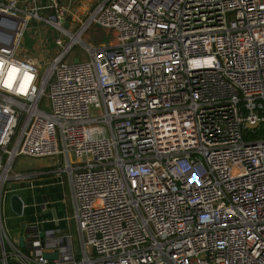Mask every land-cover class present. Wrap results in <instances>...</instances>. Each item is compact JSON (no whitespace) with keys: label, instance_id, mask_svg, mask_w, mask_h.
I'll return each mask as SVG.
<instances>
[{"label":"built area","instance_id":"obj_1","mask_svg":"<svg viewBox=\"0 0 264 264\" xmlns=\"http://www.w3.org/2000/svg\"><path fill=\"white\" fill-rule=\"evenodd\" d=\"M64 1L0 0V264H264V0H101L80 30L103 44ZM35 18L71 35L43 76ZM77 42L90 59L66 62ZM21 155L69 174L82 254L71 229L10 235Z\"/></svg>","mask_w":264,"mask_h":264},{"label":"rangeland","instance_id":"obj_2","mask_svg":"<svg viewBox=\"0 0 264 264\" xmlns=\"http://www.w3.org/2000/svg\"><path fill=\"white\" fill-rule=\"evenodd\" d=\"M101 0H93L88 3V1L85 0H71V1H64V4H66V7L68 8V12L65 16V23H62L64 28L68 30L70 33L77 34L83 23L88 19L90 16L91 10L94 8V6ZM53 13V12H52ZM45 16L51 15L44 13ZM80 37L89 42L94 44H103V43H109L112 38V32H108L101 26L97 24H92L88 29L81 30ZM70 34L63 33L61 30L56 28L53 24L48 23L45 20H38L33 19L32 22L29 24L28 29L25 32V37L22 40V44L20 46V49L25 54H28L31 57L38 58L37 60H40L41 62V69L40 73H42V76L45 75V71L48 68L49 62L52 60L53 56L56 54L58 49L60 50V46L57 45L56 41L58 38H63V40L66 42H70ZM20 50V51H21ZM75 57H79L81 62H86L90 59L89 52L86 51V48L83 44V42H77L72 49L69 51V55L66 62L72 63L75 61ZM43 105L46 106V108H49L50 101L45 97L43 99ZM25 157L23 155L16 157L14 163H13V169L14 173L16 171L19 172H36L41 169L49 170L50 172L53 170V168L57 165V158L53 157H46V159L38 161L33 160L32 163H30L28 160L22 158ZM37 158V157H36ZM44 158V157H42ZM76 157H73V161L75 162ZM42 161H45L44 163H41ZM40 162V164H38ZM60 163H58L59 165ZM44 178H55L53 174L51 175H45ZM65 177L66 183L63 184L61 182V185L57 186V189L55 191V195L52 192H49L48 190L45 191L47 193H43L42 190L39 192V190H36V192H32L27 189H22L21 194L24 197L25 202L27 203L26 206V213H25V221L28 222L31 226H39V229L41 230H55L56 226H54L55 217L52 212V208L57 209L58 216L63 217L62 219V228L71 229L73 240H74V248L76 249V252L78 254L83 253V247L80 239V231L77 227V221L75 219V209L73 208V199H72V192L70 189V177L68 173H65L63 175ZM15 181H8L6 189L12 193L8 199V201L3 202V216L5 219L6 224L8 223V230L10 235L13 239H15L21 246H25L27 242V226H22L21 222H16V219L18 218V214L12 209L11 205V197L16 194V190L19 189L20 186ZM18 184V185H17ZM44 190V189H43ZM47 194L49 199L52 201L53 204H50V206H47L45 209L42 207V195ZM53 194V195H52ZM47 220L49 219V222H40L41 220ZM88 252L90 255H94V249L91 246H88ZM47 257L51 259H55L58 257L57 252L53 253H46Z\"/></svg>","mask_w":264,"mask_h":264},{"label":"crops","instance_id":"obj_3","mask_svg":"<svg viewBox=\"0 0 264 264\" xmlns=\"http://www.w3.org/2000/svg\"><path fill=\"white\" fill-rule=\"evenodd\" d=\"M68 1H71V0H68ZM85 1H88V3H90V1H93V0H85ZM33 58V57H32ZM36 59H38L37 57H36ZM22 158H24V159H26V160H28L30 163H32V161L33 160H38V161H41V160H44V159H46V157H44V158H42V157H37V158H34V157H29V156H25V157H22ZM45 161H42L41 163H44ZM38 164H40V162H38ZM28 173H30V172H28ZM34 176L32 177V179H29V180H24V181H17V183L20 185L18 188L19 189H17L16 191V194H18V195H20L21 196V198L24 200V197H23V195L21 194V190H20V188H22V189H27V190H30V191H32V192H36V190H39V192L42 190V192L43 193H47V192H45V191H49V192H52V193H54V195H55V191L56 190H58L57 189V186H59V185H61V182L63 183V184H65L66 183V181H65V177H61V176H59V177H57V176H55L54 174V176H55V178H44L43 176H45V175H51V172L49 171V170H46V169H41V170H39V171H37L36 170V172H33L32 173ZM14 183H16V182H14ZM17 184V185H18ZM7 187V186H6ZM44 189V190H43ZM6 191V196H5V201H8V199H9V197H10V195L12 194V193H10V191L8 190V189H6L5 190ZM53 195V194H52ZM44 196H46L47 197V199H48V201H47V205H46V207L47 206H50V204H53L52 203V201L49 199V197L47 196V194H43L41 197H42V202L43 203H45L44 202V200H43V198H44ZM24 203H25V207H24V213L22 214V215H20V214H18V218L16 219V222L18 223V222H25V225H29L28 224V222L27 221H25V213H26V206H27V203L25 202V200H24ZM56 211H57V209H56ZM54 215V214H53ZM55 217V216H54ZM62 219H64L63 217H59L58 216V211H57V217H55V220L54 221H52V222H54V226H56V228L57 227H60V228H62L61 227V225H62ZM5 220V219H4ZM9 223V222H8ZM8 223L6 224V222H5V225H6V227L8 226ZM25 225H22V226H25ZM8 228V227H7ZM64 229H67V228H64Z\"/></svg>","mask_w":264,"mask_h":264},{"label":"water","instance_id":"obj_4","mask_svg":"<svg viewBox=\"0 0 264 264\" xmlns=\"http://www.w3.org/2000/svg\"><path fill=\"white\" fill-rule=\"evenodd\" d=\"M79 61V57H75V62ZM44 202L47 203L48 199L46 196H44L43 198ZM11 205H12V209L17 213L22 215L24 213L23 210V201L20 195H13L11 197ZM52 212L54 214L55 217H57V211L55 208H52ZM22 225H25V222H22Z\"/></svg>","mask_w":264,"mask_h":264},{"label":"bare ground","instance_id":"obj_5","mask_svg":"<svg viewBox=\"0 0 264 264\" xmlns=\"http://www.w3.org/2000/svg\"><path fill=\"white\" fill-rule=\"evenodd\" d=\"M80 32H81V30L77 34H71V35H73L74 39H78L80 37V35H81Z\"/></svg>","mask_w":264,"mask_h":264}]
</instances>
